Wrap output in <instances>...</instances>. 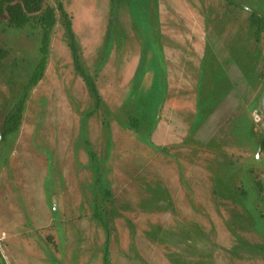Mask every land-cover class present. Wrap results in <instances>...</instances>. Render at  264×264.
Instances as JSON below:
<instances>
[{"label":"rangeland","instance_id":"374dc122","mask_svg":"<svg viewBox=\"0 0 264 264\" xmlns=\"http://www.w3.org/2000/svg\"><path fill=\"white\" fill-rule=\"evenodd\" d=\"M232 1L240 8L51 0L101 101L74 69L58 15L44 75L18 129L0 137V264L14 229L42 235L20 238L22 264H102L92 206L103 188L111 264H264V33L254 43L247 22L248 11L264 16V0ZM38 40L30 26L0 27V125Z\"/></svg>","mask_w":264,"mask_h":264},{"label":"trees","instance_id":"16d2710c","mask_svg":"<svg viewBox=\"0 0 264 264\" xmlns=\"http://www.w3.org/2000/svg\"><path fill=\"white\" fill-rule=\"evenodd\" d=\"M222 1L228 7L240 8V6L232 0ZM247 13V22L250 28L252 41L258 43L264 33V16L253 11H248ZM58 15L62 17L66 37L68 39L66 41L71 53L74 69L82 78L90 95L94 98L96 106L100 104L101 97L98 93L94 78L81 63L79 48L71 28L70 19L62 6L58 5L55 7L52 5L51 0H0V27L3 29L21 30L30 26L36 31L39 37L36 48L37 59L25 83V90L12 102L2 118L0 125L1 139H4L7 135L18 129L22 119L27 92L36 86L44 75L49 54L50 36L58 21ZM7 54L8 50L0 46V68ZM260 76L264 77V71L261 72ZM129 99H133V96ZM127 119L131 128L138 131L140 125L137 117L130 114L127 116ZM258 148L260 151L264 152V127L260 132ZM257 187L259 191L263 190L260 183H257ZM239 193L243 196L246 195V192L242 189ZM108 198H113L112 193L106 188L99 189L94 193V203L92 206V217L96 223L103 228L106 235L104 247V249H106L102 256V264H111V257L107 252V247L112 235V228L111 222L106 215L108 210H106L107 208L104 204L105 200Z\"/></svg>","mask_w":264,"mask_h":264},{"label":"crops","instance_id":"0c3cea01","mask_svg":"<svg viewBox=\"0 0 264 264\" xmlns=\"http://www.w3.org/2000/svg\"><path fill=\"white\" fill-rule=\"evenodd\" d=\"M37 235L38 237L42 236L41 234H36L37 232L35 230H29V229H23V230H18V229H14L13 233L10 235V239L13 241L9 240V243L7 244V246H5V248H7V251L9 250V255H10V260L9 263L10 264H22V260L18 259V255L20 253V244H17L20 240V238H25L22 242L24 245H28L31 241L30 239V235L32 234ZM33 236V235H32ZM44 236V235H43ZM42 240H40L41 242ZM39 243V242H38ZM37 243V244H38ZM36 245H33V247H35ZM46 248H52L49 245H44ZM54 250V248H52ZM28 259V258H27ZM34 257H31V259L29 258L28 260V264H41L40 262H37L36 260H33ZM24 261V260H23ZM24 263V262H23Z\"/></svg>","mask_w":264,"mask_h":264},{"label":"water","instance_id":"95a60500","mask_svg":"<svg viewBox=\"0 0 264 264\" xmlns=\"http://www.w3.org/2000/svg\"><path fill=\"white\" fill-rule=\"evenodd\" d=\"M264 103V95H263V99H262V104Z\"/></svg>","mask_w":264,"mask_h":264}]
</instances>
